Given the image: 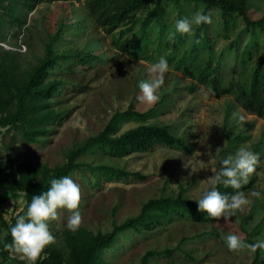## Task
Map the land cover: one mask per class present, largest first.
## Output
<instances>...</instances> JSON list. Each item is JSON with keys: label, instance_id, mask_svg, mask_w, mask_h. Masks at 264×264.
<instances>
[{"label": "rangeland", "instance_id": "374dc122", "mask_svg": "<svg viewBox=\"0 0 264 264\" xmlns=\"http://www.w3.org/2000/svg\"><path fill=\"white\" fill-rule=\"evenodd\" d=\"M197 11L202 8L191 5L189 13L193 15ZM19 14L24 17L22 12ZM209 14L212 23L207 24L205 32L215 40L214 50L216 57L221 56V73L226 83L231 78L238 79L242 71L245 76L249 75L251 65L264 62V35L259 37V53L253 57L251 65L241 66L234 51L226 52V49L237 45L240 54L246 47L249 34L243 23L238 21L236 29L229 32L226 39L219 13L211 10ZM249 15L252 19L263 18L264 0H250ZM5 34V41L0 45L16 52L24 68L36 64L43 57L46 44L55 37L54 53L71 59L61 63L60 69L50 77L64 81L60 93L53 99L54 107L64 113L62 119L50 127L45 139L37 143L25 142L16 130L0 129V161L16 157L36 166L53 168L61 165L70 149L97 135L116 112L126 111L130 103L139 113L153 110L155 115L149 123L168 126L171 133L185 141L189 148L185 151L156 146L148 153L121 159L101 153L80 159L146 177L145 181L133 178L111 183L100 181V186L94 187V178L88 173L77 172L71 176L82 189L80 227L93 234L111 232L114 225L137 216L142 205L150 199L176 197L182 191L185 198L195 201L207 187L201 181L212 175L211 169L219 170L222 159L242 146L260 156L256 173L245 184L251 186L245 192L250 203L235 217L227 222L221 219L213 223L176 219L149 232L126 233L113 248L105 251L106 264H140L146 252L166 250L173 252L172 257L163 255L151 260L150 264H253L254 252L247 249L231 252L224 238L236 234L253 243L264 240V222L261 224L264 198L250 195L252 191H259L264 197V118L243 111L231 96L213 98L202 86L189 92L187 88L196 83L173 68L165 75L159 101L154 105L141 103L137 99L140 95L138 85L148 79L147 69L152 63L131 59L129 54L116 50L112 40L117 33L105 35L89 19L82 2L38 5L26 14L23 26L7 28ZM79 56L97 59L90 58L87 65H80ZM241 115L243 121L239 120ZM135 127V122H123L120 133ZM24 205L23 194L12 196L0 190V216L7 222ZM60 212V219L49 225L56 237L54 245L61 244V233L71 214L67 210ZM5 235L6 229L0 227V238ZM257 264H264V250Z\"/></svg>", "mask_w": 264, "mask_h": 264}, {"label": "trees", "instance_id": "16d2710c", "mask_svg": "<svg viewBox=\"0 0 264 264\" xmlns=\"http://www.w3.org/2000/svg\"><path fill=\"white\" fill-rule=\"evenodd\" d=\"M53 2H82L89 19L105 35L117 33L112 40L116 50L129 54L131 59L148 63H156L164 57L169 68L182 72L196 83L187 88L189 92L193 93L196 87L202 86L213 98L231 96L243 111L264 118V62L251 65L253 57L259 53V37L264 35V17L251 18L250 0H0V43L5 41L7 28L23 26L26 14L38 5ZM191 5L201 7L205 14L217 11L226 39L228 33L236 29L238 21L243 23L249 34L246 47L240 54L237 45L233 48L228 46L226 52L233 50L241 66L251 65L249 75L245 76V71H242L238 79L224 81L221 56L216 57L215 40L205 32L207 24L194 26L191 35L177 33L174 41L168 40V34L175 31L177 19L191 18ZM56 40L57 37L52 38L44 48L43 57L28 68L21 66L16 52L5 50L0 45V129L18 131L27 143L45 139L50 127L64 115L53 102L64 81L51 80L50 77L60 69L61 63H68L71 58L54 53L52 45ZM236 40L238 42L239 38ZM90 58L79 56L78 63L87 65ZM92 59L97 58L93 56ZM234 73L235 68L231 69L232 76ZM154 115L153 110L139 113L130 103L126 111L116 112L97 135L70 149L65 162L53 168L7 157L0 161V190L12 196L23 194L25 205L18 214H24L32 196L47 191L52 179L71 177L77 172L92 176L94 187H99L100 181L111 183L129 178L145 181L146 177L139 173L80 159L95 153L121 159L148 153L156 146L188 151L185 141L175 137L168 126L149 123ZM129 121L137 123V127L120 133L122 123ZM249 188L251 186L243 185L240 191L245 193ZM218 190L229 194L236 191L223 185L218 186ZM17 215L9 222L0 216V227L6 229V235L0 238V264H26L19 256L4 250V244L11 243L10 226L14 225ZM176 219H191L199 223L216 221L208 218L207 213L198 211L197 202L185 198L180 191L176 197L148 200L137 216L114 225L111 232L93 234L82 227L72 232L65 227L60 237L61 244L48 246L37 264H106L105 251L113 248L126 233L149 232ZM244 241L253 243L248 238ZM262 251L254 252L253 264L258 263ZM172 254L170 250L148 251L140 264H150L151 260L163 255L170 258Z\"/></svg>", "mask_w": 264, "mask_h": 264}, {"label": "clouds", "instance_id": "9594fccd", "mask_svg": "<svg viewBox=\"0 0 264 264\" xmlns=\"http://www.w3.org/2000/svg\"><path fill=\"white\" fill-rule=\"evenodd\" d=\"M211 23L210 14L197 11L191 18L177 19L175 31L168 34V40L174 41L177 33L191 35L194 26ZM168 71L169 65L164 57L150 64L147 69L148 79L141 81L138 85L140 91L138 101L148 105L157 103ZM239 120L243 121L244 116L241 115ZM259 164V154L243 146L234 154L223 158L219 170L212 168V175L201 181L207 187L195 200L198 204V211L207 213L210 219H223L225 222L235 217L238 212H242L250 200L240 189L248 183V178L256 173ZM50 185L47 191L32 196L24 214L17 215L14 225L10 226L11 243L4 244L5 251L19 256L26 264H37L44 250L56 243V237L49 225L50 222L60 219V210H67L71 213L67 219V228L70 231H77L82 224L79 211L82 200L81 186L69 176L52 179ZM220 185L225 188L231 187L236 191L231 194L221 193L218 190ZM250 195L257 199L264 198L259 191H252ZM224 239L231 252H240L245 249L251 252L258 249L264 250V240L246 243L236 234H228Z\"/></svg>", "mask_w": 264, "mask_h": 264}]
</instances>
